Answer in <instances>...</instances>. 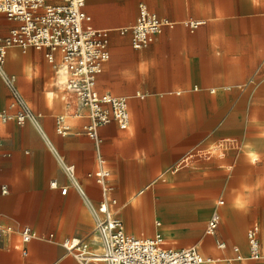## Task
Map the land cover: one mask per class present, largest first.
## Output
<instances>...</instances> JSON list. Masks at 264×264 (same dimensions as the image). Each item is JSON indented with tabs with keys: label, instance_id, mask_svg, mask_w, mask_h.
<instances>
[{
	"label": "crops",
	"instance_id": "crops-1",
	"mask_svg": "<svg viewBox=\"0 0 264 264\" xmlns=\"http://www.w3.org/2000/svg\"><path fill=\"white\" fill-rule=\"evenodd\" d=\"M263 1L86 0L91 24L108 30L110 39V59L103 65L97 87L127 95L132 119L127 129L116 122L101 127L102 142L85 129L90 109L67 88V74L59 68L61 51H54L51 60L47 49L11 47L6 68L32 108L42 113V127L30 120H14L0 135V226L14 229L0 238V264H85L64 246L66 238L100 249L94 216L78 185L96 205L106 197L115 199L110 204L115 215L118 202L129 201L142 186L155 203L171 195V185L186 183H226L227 199L230 189L239 186L249 199L247 206L261 196V175L256 179L260 188L247 186L248 169L260 159L253 162L247 146L251 136L264 134V31L259 26L262 30L250 33L248 25L264 24L263 15L253 14L264 8ZM141 3L158 15L162 30L148 45L136 48L129 29L136 23ZM193 21L199 24L193 26ZM14 24L4 18L2 33L7 35ZM252 35L256 43L250 42ZM11 99L0 76V109L9 107ZM59 115H65L69 125L65 132L58 130ZM99 156L110 172L104 183L92 174L100 168ZM67 165H74L75 179ZM201 166H210L212 176H202ZM178 186L185 195L213 192L217 197L220 193L215 188L186 192ZM224 205L225 199H219L212 213L219 208L222 216ZM261 210L264 213V206L253 216L264 217ZM255 224L261 237L259 222L247 227L249 256L247 233ZM25 225L36 233L27 245L17 232ZM189 228L186 238H198L194 236L198 227ZM219 228L220 224L216 241L219 232L230 229ZM232 228H236L233 223ZM217 243L228 248L226 240ZM236 246L242 253V246L234 242L235 258ZM219 260L230 264L232 258Z\"/></svg>",
	"mask_w": 264,
	"mask_h": 264
},
{
	"label": "built area",
	"instance_id": "built-area-1",
	"mask_svg": "<svg viewBox=\"0 0 264 264\" xmlns=\"http://www.w3.org/2000/svg\"><path fill=\"white\" fill-rule=\"evenodd\" d=\"M86 0H0V76L10 89L12 99L9 107L0 109V135L6 124L16 120L19 123L32 121L41 128L42 113L36 112L18 87L16 77L6 68L7 54L11 47L26 51L29 47L47 49V56L54 60V51L62 53L59 68L66 74L67 88L78 101L90 109V121L85 125L87 133L98 142H102L100 128L112 122L127 129L132 125L129 111V97L110 92H101L97 81L103 65L110 59L109 32L95 28L92 17L85 10ZM15 22L7 35L3 31V19ZM197 26L199 21H193ZM132 43L136 48L148 45L153 36L162 30V22L158 15L141 3L136 23L133 25ZM65 115L57 117V127L65 132L69 125ZM100 168L92 173L101 183L109 175L103 167V159L99 156ZM67 171L75 179L74 165H67ZM76 182V181H75ZM78 185V183L76 182ZM54 185L57 183L54 182ZM86 197L88 206L94 216L100 249L92 252L88 244L76 238H66L64 246L75 257L89 264L93 260L105 264H205L196 246H167L163 235H143L126 229L123 220L117 217L110 208L115 199L107 197L98 205L89 199L85 191L78 185ZM62 191L66 193L67 188ZM223 201H220L222 204ZM221 214L216 209L208 222L207 232L214 235L220 224ZM14 229L11 226H0V238ZM22 242L27 245L36 236L32 227L23 226L17 231ZM250 256L259 259L264 254V246L257 224L248 229ZM225 247V243H220ZM236 258L241 251L234 247ZM24 254L28 249H23ZM216 264H222L218 259Z\"/></svg>",
	"mask_w": 264,
	"mask_h": 264
},
{
	"label": "bare ground",
	"instance_id": "bare-ground-1",
	"mask_svg": "<svg viewBox=\"0 0 264 264\" xmlns=\"http://www.w3.org/2000/svg\"><path fill=\"white\" fill-rule=\"evenodd\" d=\"M247 150L253 162L259 159L254 146H247ZM171 186L173 188L171 195L166 199H161L158 203H155L154 199L148 193V190H141L139 193L131 195L129 201H126L124 198L119 207L121 209L122 220L127 229L143 235H152L159 232L163 235L164 243L167 246L194 245L200 250L205 264H216L215 261L224 256L232 258L230 264H254L255 261L247 253L246 241L237 238L241 234L240 228H232L236 209L247 207L249 204V199L239 190V186H234L230 189L229 198L222 208L219 228L220 231H226L227 227L233 230L236 236L235 240L242 246V253L238 258H235L232 254V244L235 242L233 239L227 240L228 248H222L218 245L216 237L208 233H205L199 238L191 239L179 240L174 237L173 233L180 228L206 226L208 224L209 211L218 200L215 199L216 195L213 192H206L200 195H185L177 190L178 185L174 184ZM134 211L136 214V223H138L136 225L139 226L138 229L135 228L132 218V212ZM189 220L192 222L185 224ZM77 240L79 239L77 238ZM88 249L92 252L97 251L89 245Z\"/></svg>",
	"mask_w": 264,
	"mask_h": 264
},
{
	"label": "rangeland",
	"instance_id": "rangeland-1",
	"mask_svg": "<svg viewBox=\"0 0 264 264\" xmlns=\"http://www.w3.org/2000/svg\"><path fill=\"white\" fill-rule=\"evenodd\" d=\"M264 2V1H263ZM254 15H263L264 16V8L262 10L260 9H255L254 12H253ZM249 32L250 33H257L258 30H262L261 28H259V26L263 27V31H264V24H257V23H250L249 25ZM130 32H132V29H129ZM250 42L251 43H256V40H255V36H250ZM118 123V122H116ZM119 124V123H118ZM251 145H253L257 152H256V155L260 158L257 162V164H254L253 165V168L252 169H248V176H247V186L250 190H255L259 187L262 186V184H264V169L262 167L263 163H264V134L262 135H253L251 136ZM210 166H201V169H200V173L202 176H206L208 177L209 175L213 174L214 171L213 170H210ZM262 172V173H261ZM262 176L260 178V181H261V185L260 184H257L256 183V179L258 176ZM212 176V175H211ZM227 184L225 183H204V184H201V185H194V184H189V183H186V184H182L178 187H180V189L182 191H186V192H197L199 190H209L210 188H215L217 190H219V194L218 196L215 198L217 200L219 199H225V202L227 201V194H226V189H227ZM144 186H142L141 188H143ZM141 188H139L134 194L138 193ZM264 192V191H263ZM121 201L118 202V205L116 206V216L117 217H120L122 219V216H121V213H120V207H119V204H120ZM253 203L245 208H240L238 210H236V213H234V219H233V227H236L237 228H240L241 230V234H240V239H244V241L246 240V230H247V227L252 224V223H255V222H259V225H260V228H261V237H262V241L264 243V224H262V216H253L252 213H254V211H257L258 207L260 206H264V193L259 194V196H257V199H254V201H252ZM213 211V206L211 207L210 211H209V216L208 218L210 217L211 213ZM261 213L262 210H261ZM261 215H264L261 214ZM124 222V221H123ZM189 222V221H188ZM188 222H185V224H187ZM125 224V223H124ZM189 226V225H188ZM126 227V226H125ZM205 227H198L197 229H195V232H194V236L196 237H201L205 234ZM190 228L189 227H184V228H180L178 229L176 232L173 233L174 237L178 238L179 240L183 239V238H186L190 235ZM228 238H231V239H235V235L233 233V231L231 229L227 230L226 232H219V235H218V239L217 241L219 242L221 239L223 240H226ZM237 242V241H235ZM73 257H75L74 253L70 252ZM254 264H264V257L262 259H259L257 261L254 262Z\"/></svg>",
	"mask_w": 264,
	"mask_h": 264
}]
</instances>
